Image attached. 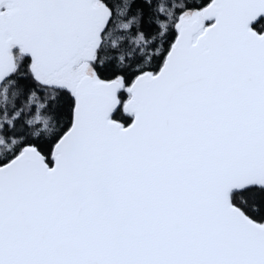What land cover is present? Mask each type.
<instances>
[{
    "label": "snow or ice",
    "instance_id": "snow-or-ice-1",
    "mask_svg": "<svg viewBox=\"0 0 264 264\" xmlns=\"http://www.w3.org/2000/svg\"><path fill=\"white\" fill-rule=\"evenodd\" d=\"M0 264H264V0H0Z\"/></svg>",
    "mask_w": 264,
    "mask_h": 264
}]
</instances>
